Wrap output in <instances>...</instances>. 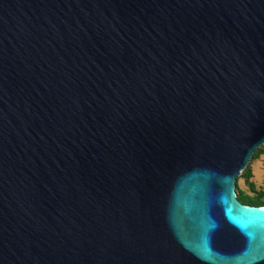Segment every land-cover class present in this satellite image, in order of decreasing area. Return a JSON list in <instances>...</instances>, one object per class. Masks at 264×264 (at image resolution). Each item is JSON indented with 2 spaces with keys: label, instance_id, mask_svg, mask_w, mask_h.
Segmentation results:
<instances>
[{
  "label": "water",
  "instance_id": "obj_1",
  "mask_svg": "<svg viewBox=\"0 0 264 264\" xmlns=\"http://www.w3.org/2000/svg\"><path fill=\"white\" fill-rule=\"evenodd\" d=\"M263 144L264 0H0V264H264Z\"/></svg>",
  "mask_w": 264,
  "mask_h": 264
},
{
  "label": "rangeland",
  "instance_id": "obj_2",
  "mask_svg": "<svg viewBox=\"0 0 264 264\" xmlns=\"http://www.w3.org/2000/svg\"><path fill=\"white\" fill-rule=\"evenodd\" d=\"M235 194L238 200L247 203L244 205L258 206V203L264 206V144L256 149L245 169L237 176Z\"/></svg>",
  "mask_w": 264,
  "mask_h": 264
},
{
  "label": "trees",
  "instance_id": "obj_3",
  "mask_svg": "<svg viewBox=\"0 0 264 264\" xmlns=\"http://www.w3.org/2000/svg\"><path fill=\"white\" fill-rule=\"evenodd\" d=\"M239 200H240V199H239ZM240 201H241V200H240ZM241 202H243V204H247V203H244L245 201H241ZM254 204H255V203H254ZM256 205L260 206V204H258V203H257Z\"/></svg>",
  "mask_w": 264,
  "mask_h": 264
}]
</instances>
